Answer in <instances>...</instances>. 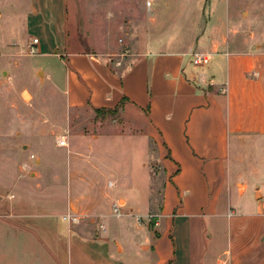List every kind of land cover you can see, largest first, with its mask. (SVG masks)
Here are the masks:
<instances>
[{"label": "crops", "instance_id": "obj_1", "mask_svg": "<svg viewBox=\"0 0 264 264\" xmlns=\"http://www.w3.org/2000/svg\"><path fill=\"white\" fill-rule=\"evenodd\" d=\"M172 1L116 0V10L86 1L91 43L79 23V49L68 0H4V36L26 46L37 38L40 63L60 60L47 65L69 109H114L126 98L147 114L165 183L158 219L144 221L151 190L134 202L95 157L112 156L110 141L80 142L66 163L51 162L52 186L66 189L61 211L29 210L16 194L0 214V264H264V48L231 0H211L209 19L204 0ZM171 3L180 13L168 18L161 8ZM194 53L209 63L194 65Z\"/></svg>", "mask_w": 264, "mask_h": 264}, {"label": "rangeland", "instance_id": "obj_2", "mask_svg": "<svg viewBox=\"0 0 264 264\" xmlns=\"http://www.w3.org/2000/svg\"><path fill=\"white\" fill-rule=\"evenodd\" d=\"M86 1L68 0L71 41L78 32L77 25L82 23L83 38L91 43L87 17L90 18L94 8L92 4L86 5ZM102 1L115 7L116 0ZM118 1L122 6L126 4L125 0ZM231 1L238 17L245 19L253 31L254 41L264 48V0ZM171 4L161 8L162 14L168 18L180 13L175 3ZM108 8L113 10L112 6ZM214 12L211 0H204L201 17L209 19ZM4 14V0H0V214L3 215L5 209L15 203L16 194H21V204L29 210L61 211L59 208L63 207L66 189L64 185L52 186L53 168L58 169L51 165L52 160L66 163L71 157L70 152L80 142L110 141L106 151L109 150L112 156L98 151L95 157L108 161L112 168L110 177L120 181L119 189L135 192L134 202L142 204L151 197V208L142 219L155 222L162 206L165 173L158 157L157 142L148 131L147 114L128 103L114 113L97 112L89 106L69 109L63 92L51 80V68L47 65L52 63L56 67L60 60L48 58L47 63H40L38 59L41 58L32 53L29 46L6 38L2 30ZM131 17L126 16L127 25ZM117 30L113 25L111 34L116 43L118 37L119 41L123 40ZM103 39L102 30L98 27L94 41L101 43ZM72 46L84 48L77 40H73ZM60 136L67 137V147L58 146ZM88 154V157L94 156L91 151ZM40 160L45 161V165ZM42 186L45 189L50 187L45 190V196H33L36 192H43ZM147 187L151 190L150 197L146 193ZM211 219L205 217L204 222L209 226Z\"/></svg>", "mask_w": 264, "mask_h": 264}, {"label": "built area", "instance_id": "obj_3", "mask_svg": "<svg viewBox=\"0 0 264 264\" xmlns=\"http://www.w3.org/2000/svg\"><path fill=\"white\" fill-rule=\"evenodd\" d=\"M146 5L148 7L151 6V1H147L146 2ZM38 42V39L35 38L32 42V44L29 45V49L32 53H36V48H35V44ZM210 61V56L208 54H204V53H194L193 54V57H192V63L194 65H205L207 63H209ZM57 144L59 146H62V147H67L68 146V139L66 136H60L58 139H57ZM115 212L117 213V215H120V207L118 205H115ZM64 219H66L67 221H70V222H74L76 220V218L70 214H67L66 216H64Z\"/></svg>", "mask_w": 264, "mask_h": 264}, {"label": "trees", "instance_id": "obj_4", "mask_svg": "<svg viewBox=\"0 0 264 264\" xmlns=\"http://www.w3.org/2000/svg\"><path fill=\"white\" fill-rule=\"evenodd\" d=\"M125 99H126V98H124V99L121 101L120 105L117 106V107L114 108V109L95 108V107H93V109L96 110L97 112H108V113H114L115 111L118 110V108H120V107L125 103Z\"/></svg>", "mask_w": 264, "mask_h": 264}]
</instances>
